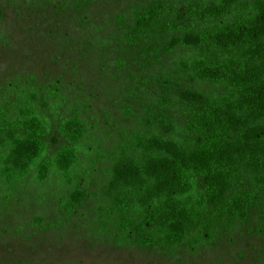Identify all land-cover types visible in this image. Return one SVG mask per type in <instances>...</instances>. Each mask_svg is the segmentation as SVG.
Wrapping results in <instances>:
<instances>
[{"label":"trees","instance_id":"obj_1","mask_svg":"<svg viewBox=\"0 0 264 264\" xmlns=\"http://www.w3.org/2000/svg\"><path fill=\"white\" fill-rule=\"evenodd\" d=\"M99 1L60 8L82 25ZM108 25L97 47L127 78L120 106L135 126L82 169L92 130L85 102L64 112L57 82H8L1 200L56 177L59 219L46 226L35 216L32 225L60 228L92 200L89 225L116 248L194 251L238 227L264 234V0H136ZM105 159L90 192L84 179Z\"/></svg>","mask_w":264,"mask_h":264},{"label":"rangeland","instance_id":"obj_2","mask_svg":"<svg viewBox=\"0 0 264 264\" xmlns=\"http://www.w3.org/2000/svg\"><path fill=\"white\" fill-rule=\"evenodd\" d=\"M134 1L101 0L86 10L89 22L80 25V15L61 9V0H0V89L32 77L37 83L59 84L64 112L85 102L92 130L86 141L90 149L81 148L82 169L91 167L98 153L106 156L113 149L121 128L135 126L121 112L127 78L114 73V60L103 56L96 42V36L101 40L111 29L109 18ZM105 164L106 159L84 179L90 192L97 189ZM55 178L43 186L26 182L4 200L0 192V264H264V234L246 226L217 234L194 251L116 248L90 227L92 200L83 214L60 228L37 229L35 216L44 218L46 226L59 219L56 199L63 188Z\"/></svg>","mask_w":264,"mask_h":264}]
</instances>
